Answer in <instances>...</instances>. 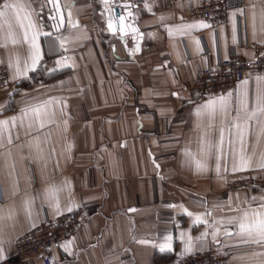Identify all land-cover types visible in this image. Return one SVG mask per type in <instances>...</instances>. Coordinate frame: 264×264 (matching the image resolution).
Here are the masks:
<instances>
[{"label": "crops", "instance_id": "0c3cea01", "mask_svg": "<svg viewBox=\"0 0 264 264\" xmlns=\"http://www.w3.org/2000/svg\"><path fill=\"white\" fill-rule=\"evenodd\" d=\"M61 1L66 26L60 32L42 28V12L51 15L47 0H20L36 25L27 29L29 42L14 18L18 43L8 38L7 24L0 29V62L12 82L0 91V120L9 121L0 136L4 259L14 253L17 239L46 217L83 207L81 224L50 248L51 264H176L204 250L225 254L228 264H264V247L242 243L237 226L228 223L249 207L250 197L264 194L228 187L245 176L264 179V169L258 167L264 162V123L249 121L243 144L233 128L231 150L227 131L239 96L247 92L249 108L256 107V97L264 92V79L258 78L264 74H247L227 92L203 99H189L187 93L198 70L217 66L232 54L253 57V49L241 43L258 44L264 54V0H231L242 6L231 9L224 24L190 16V9L205 0ZM114 6L131 8L130 35L118 32ZM48 20L52 26L50 16ZM35 31L50 35L38 36L40 59L32 70ZM229 92L226 117L197 115L198 108ZM49 101L54 115L44 128L33 122L31 113L23 115L22 110ZM221 128L222 150L206 154V145L218 143ZM241 149L251 166L233 172ZM196 160L205 168L198 170ZM51 187L60 189L59 210L46 192ZM25 200L32 201L31 216ZM197 215L208 223H194ZM217 228L214 240L211 233ZM226 230L232 235H225ZM202 233L208 235L201 242L197 238ZM169 235L171 251L161 252ZM189 237L195 247L182 255ZM67 241L66 251L61 245ZM19 264L44 262L42 256H32Z\"/></svg>", "mask_w": 264, "mask_h": 264}, {"label": "built area", "instance_id": "2783aa9c", "mask_svg": "<svg viewBox=\"0 0 264 264\" xmlns=\"http://www.w3.org/2000/svg\"><path fill=\"white\" fill-rule=\"evenodd\" d=\"M6 0H0V7ZM242 6L241 2L231 0H205L190 9V16L201 18L211 23L224 24L228 21L229 11ZM48 12H42L44 18L42 28L53 29ZM245 48H252L254 55L247 58L240 54H232L217 62V66L204 67L196 72L193 84L187 88L189 99H203L216 94H223L241 82L247 74H264V54L258 44L241 43ZM30 80L37 81L35 73L29 75ZM12 86L7 67L0 62V91ZM230 189L251 188L264 190V179L245 176L229 183ZM85 209L78 207L58 218L46 217L25 235L17 239L14 253L0 264H19L22 259L42 256L44 264H51L49 250L60 244L65 237L71 235L81 224ZM231 251V250H230ZM176 264H228L227 256L217 250L197 251L192 255L181 257Z\"/></svg>", "mask_w": 264, "mask_h": 264}, {"label": "snow or ice", "instance_id": "6c2138e0", "mask_svg": "<svg viewBox=\"0 0 264 264\" xmlns=\"http://www.w3.org/2000/svg\"><path fill=\"white\" fill-rule=\"evenodd\" d=\"M50 2L53 4L56 11H59L58 7V0H50ZM107 0H105V3ZM23 12V17H21V13ZM131 15V14H130ZM14 18L16 22L19 24V26L24 29L23 32V40L26 42H29V36H28V28H35L36 25L31 21V13L27 10L26 6L20 2V0H14V2H6L0 7V29L3 28L5 24L8 25L9 31L7 33L8 38L11 40L13 44L18 43V40L15 37V34L12 31V24L11 19ZM56 17L53 16L52 20L56 21ZM123 17H120L121 22L123 21ZM163 19V17H161ZM24 20L28 21L27 26L24 24ZM55 26V25H54ZM203 27H207V25L203 24L201 22V25ZM112 23L111 20L109 21V28L111 29ZM186 27L191 28L195 27V25H187ZM121 31H123V28H121ZM133 31H137L136 29H133ZM39 35H50V33H40L39 31H35L32 34L31 40H30V47L32 49V70H35V66L38 64L40 59V49L39 44L37 43L38 36ZM61 47H63V41H61ZM17 71L19 72V60L17 59ZM27 68L25 70L26 74ZM258 79H264V78H258ZM246 83V81H245ZM231 97L232 93H227V96H219L215 99L210 100L207 104L201 106V108L197 109V115L199 117H203L205 115L209 116L211 120H214L217 114L227 116L230 112V103H231ZM237 102L239 104V107L236 109V117L233 118V123L231 126L227 129L229 133V147L230 150L232 149V145L234 144V141L231 139L233 133L232 129H236V137L239 139L240 143L243 144L244 140V133L245 129L247 128L248 122L252 120H256L258 123H264V92L260 93L256 97V107L249 108V102H248V94L247 92L243 93L241 96L237 98ZM51 103L45 102L40 105H33L28 107L23 111V115L26 117L29 113L32 114L33 122L37 123L39 128H44L46 122H50L49 117L51 115H54V113H50L48 110L47 105ZM241 113H243V119L241 120ZM11 122L13 126H15L16 118H11ZM23 123V121H21ZM9 124L8 120H0V136H2L6 126ZM211 126V125H210ZM28 127H32V123L28 124ZM261 133L264 134V127L261 128ZM224 134L225 129H220V138L217 144L212 145L208 144L206 145V148L204 149L206 154H209L212 152L213 149H221L223 148L224 143ZM8 142L11 143V135L8 136ZM203 143V140H202ZM37 148L39 147V139L37 138ZM243 150L241 149V155L239 156L238 163H235L233 165L232 171H244L248 169L251 166V158L245 157L243 154ZM219 159V156L217 157ZM262 160H264V157H262ZM196 168L198 170H202L205 168V165L200 161L196 160L195 162ZM258 167L261 169H264V162H261ZM217 171H219V164H217ZM60 189L51 187L49 189H46V192L49 194V198L56 200V206L57 210H59V201H58V193ZM231 200V198H230ZM256 206L253 207L252 203L257 202ZM31 200H25V206L28 212V215L31 216ZM249 207L247 209H244L239 217H233L228 220V223L235 224L238 228V231L236 235L241 237V242L245 244H255L260 245L264 247V194L260 196H253L248 199ZM69 212L72 211V208L69 207L67 209ZM187 212V209H185ZM0 212H2V209H0ZM210 214V213H207ZM188 215L192 216L193 213L188 212ZM2 215H0V219H2ZM203 222L205 224L208 223L206 219L201 218V216L197 215L195 217L194 223H200ZM35 226V225H33ZM219 228H217L215 231L211 233L212 238L215 240L218 233ZM225 235H232V233L228 232L227 230L224 232ZM208 235V233H202L200 237L197 238L199 241H203L205 237ZM181 237L183 238V234H181ZM172 237L166 236L165 237V243L160 245V251L164 252L166 250L171 251L172 245H171ZM139 243L147 244L151 243L150 241L146 240H140ZM71 244V241L65 242L64 245H61L62 247H65V250L67 251V246ZM195 247V242L191 239V237L184 240V253H190L193 251ZM3 248L0 246V259H4L3 255Z\"/></svg>", "mask_w": 264, "mask_h": 264}, {"label": "water", "instance_id": "95a60500", "mask_svg": "<svg viewBox=\"0 0 264 264\" xmlns=\"http://www.w3.org/2000/svg\"><path fill=\"white\" fill-rule=\"evenodd\" d=\"M50 6V20L52 21V28L54 31L60 32L63 30L66 26V17L64 14V8L62 5V1L58 0V7L59 11H56L53 4L50 2V0H47ZM131 11V8H122L120 6H114L113 7V13L115 16V20L117 23L118 32L121 36H128L130 35V28L128 24V13ZM55 16L57 19L56 21L52 20V17ZM120 17H123V21L121 22ZM55 25V26H54ZM121 28H123V31H121Z\"/></svg>", "mask_w": 264, "mask_h": 264}]
</instances>
